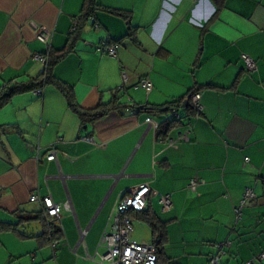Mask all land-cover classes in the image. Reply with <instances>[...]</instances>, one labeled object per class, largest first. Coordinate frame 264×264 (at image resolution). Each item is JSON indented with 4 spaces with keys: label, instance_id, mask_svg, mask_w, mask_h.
Instances as JSON below:
<instances>
[{
    "label": "crops",
    "instance_id": "0c3cea01",
    "mask_svg": "<svg viewBox=\"0 0 264 264\" xmlns=\"http://www.w3.org/2000/svg\"><path fill=\"white\" fill-rule=\"evenodd\" d=\"M97 3L129 18L97 8L54 65L76 104L92 109L116 94L128 106L153 107L198 88L201 116L192 132L178 128L162 142L146 119H163L147 112L113 111L83 126L52 85L12 96L0 108V223L15 224L16 232L0 234V264H96L91 258L104 252L97 245L117 197L144 183L172 202L161 213L149 198L166 223L157 264H207L225 242L224 264L257 257L264 252V0ZM82 8L83 0H0V93L42 74L33 60L45 51L36 31L52 32V53L64 50ZM114 41L116 58L96 50ZM242 55L255 63L252 72ZM122 74L127 83L118 92ZM142 78L152 84L149 93ZM178 134L186 140L167 147ZM51 148L56 161L46 160ZM247 187L255 198L236 224L234 208ZM34 194L69 204L53 248L42 221L28 220L39 211L29 202Z\"/></svg>",
    "mask_w": 264,
    "mask_h": 264
},
{
    "label": "built area",
    "instance_id": "2783aa9c",
    "mask_svg": "<svg viewBox=\"0 0 264 264\" xmlns=\"http://www.w3.org/2000/svg\"><path fill=\"white\" fill-rule=\"evenodd\" d=\"M77 21H72L71 32L75 30ZM36 39L42 43L45 47V51L41 54H34L33 60L45 65L49 58L51 51L52 32L39 28L36 31ZM118 49L117 44H104L100 43L96 50L109 57L116 58V51ZM243 62L248 72H252L255 69V63L246 55H242ZM127 83V77L122 74V84ZM140 87L147 93L151 91V83L149 79H141ZM192 104L196 112L202 113V106L200 104V94L196 93L192 96ZM171 115L175 116V110L171 111ZM148 127L157 129L158 124L152 120H146ZM187 134H178L174 140L170 138L167 141V147H174L180 141L186 140ZM47 161H56V150L51 148L46 154ZM244 161L249 162L248 158H244ZM195 180L190 181L189 188L194 189L197 186ZM153 196L157 198V202L160 206L161 213H167L172 207V202L169 194H159L152 190L148 183L141 184L128 193L121 194L117 197L115 204L112 208L110 217L99 239L98 248L104 250L102 254H97L96 259L91 258L96 264H156L157 255L156 249L152 243H138L132 240L133 227L129 213L142 212L147 208L149 198ZM254 198V193L251 189H245L242 200L239 202L238 208L235 209L237 219L240 218V211L246 202ZM29 202L37 203L41 206L43 216L45 220L49 221L55 219L59 222V216L62 210H69V204L63 205L56 204L50 196L39 197L37 194L31 195ZM225 245H229V242L217 245L218 251L212 254L207 261V264H224L222 260V253ZM264 260V253H261L257 257L249 260L245 264H259ZM259 262V263H258Z\"/></svg>",
    "mask_w": 264,
    "mask_h": 264
},
{
    "label": "trees",
    "instance_id": "16d2710c",
    "mask_svg": "<svg viewBox=\"0 0 264 264\" xmlns=\"http://www.w3.org/2000/svg\"><path fill=\"white\" fill-rule=\"evenodd\" d=\"M104 9L110 14H113L115 16L121 17L124 20H127L129 18V14L124 11H118L113 10L109 8H104L100 5H98L97 0H83V8L81 11V16L79 20H77V26L73 32H71V40L69 42V45L64 49L57 53H52V50L49 53L48 61L45 65H43V72L40 76L37 78L31 80L30 82L26 84H19L12 87H7L0 93V108H2L4 105H6L10 98L14 96L15 94L23 93L26 91H36L40 90L45 85H52L54 86L65 98V101L67 103L68 108L78 116L81 124L83 126L86 125H92L94 122L104 118L106 115H108L110 112L118 111L121 112L124 109H130L134 113H141V112H147L150 115L154 116H160L163 120L158 123L154 121L152 118H148L149 120H152L153 122H156L158 124L157 129L155 131V138L157 140H160L162 142H165L166 139H168L169 134L178 128L186 129L191 131V122L194 119H199L201 116V113H197L193 104H192V96L196 93H199V89H193L189 90L184 96L181 98L168 102L166 104L160 105V106H153L148 107L146 105L144 106H128L127 104H123L121 102L122 97H118L116 94L113 96V98L107 102L102 103L100 102L96 107L92 109H82L80 108L74 99L72 88L67 85L66 83L61 82L60 80L56 79L52 74V69L54 65L60 61L64 56H66L67 53L70 52L72 45H74L75 41L79 39V33L82 30L83 21H87L91 18V15L93 12L97 9ZM81 23V24H80ZM94 28H97V24H93ZM119 41L110 42L109 44H117ZM104 44H108V42H101ZM119 47V46H118ZM117 52V51H116ZM144 79V78H143ZM147 79V78H145ZM151 83V82H150ZM125 88V84H121L118 88V92H122ZM143 89V88H142ZM152 89V84H151ZM144 90V89H143ZM145 91V90H144ZM146 92V91H145ZM147 93V92H146ZM185 106L183 107V105ZM183 109V110H182ZM175 110L176 115L172 116L171 111ZM184 111L181 113V111ZM146 119V120H148ZM262 184L264 183V179L260 178ZM245 189H251L254 193V187H247ZM244 189V190H245ZM39 197H45L40 196ZM255 198V194H254ZM253 198V199H254ZM150 200V199H149ZM148 200L147 208L145 211L136 213L132 212L129 213L131 223L132 220L137 219L143 223H145L151 232L152 235V244L154 245L156 249V255L159 251V245L160 241L165 239L166 234V223L161 221L156 213L153 212L151 209L150 201ZM241 201V200H240ZM31 203V202H30ZM39 207V211L36 216H33L32 218H28V220L32 221H42L44 227L47 239L50 241V244L52 245V248L54 247V243L57 240V236L61 235V230L59 228V224L55 219L52 220H45L43 216V212L41 209V206L37 203H34ZM244 207V206H243ZM242 207V209H243ZM238 206L234 208V215H235V223L238 224L241 219L242 209L240 211V218L237 219V216L235 214V209H237ZM27 220V219H26ZM21 221V220H20ZM56 224V225H55ZM3 232H16V225L15 224H3L0 223V234ZM155 242L157 244H155ZM159 243V244H158ZM264 253V252H261ZM260 253V254H261ZM258 254V255H260ZM257 255V256H258ZM158 262V258H157ZM157 264V263H156Z\"/></svg>",
    "mask_w": 264,
    "mask_h": 264
},
{
    "label": "rangeland",
    "instance_id": "374dc122",
    "mask_svg": "<svg viewBox=\"0 0 264 264\" xmlns=\"http://www.w3.org/2000/svg\"><path fill=\"white\" fill-rule=\"evenodd\" d=\"M132 227H133V233L131 236L132 240L138 243H145L146 241L149 242V240L151 241L150 229L145 223H142L139 220H134Z\"/></svg>",
    "mask_w": 264,
    "mask_h": 264
},
{
    "label": "water",
    "instance_id": "95a60500",
    "mask_svg": "<svg viewBox=\"0 0 264 264\" xmlns=\"http://www.w3.org/2000/svg\"><path fill=\"white\" fill-rule=\"evenodd\" d=\"M155 244H157V243L155 242Z\"/></svg>",
    "mask_w": 264,
    "mask_h": 264
}]
</instances>
